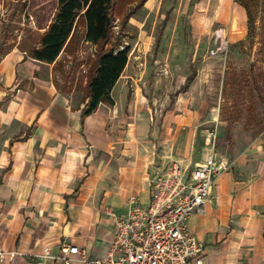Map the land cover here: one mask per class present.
<instances>
[{
	"label": "crops",
	"instance_id": "crops-1",
	"mask_svg": "<svg viewBox=\"0 0 264 264\" xmlns=\"http://www.w3.org/2000/svg\"><path fill=\"white\" fill-rule=\"evenodd\" d=\"M137 35L139 50L154 45L149 32ZM27 51L15 47L0 59V264H61L45 248L59 254L62 241L89 258L105 256L113 240L110 212L125 215L132 197L146 208L152 175L171 160L187 178L207 155L204 134L199 142L177 107L146 102L133 86L136 60H127L111 101L82 117L84 92L60 89L56 61ZM252 163L240 158L238 179L229 170L217 178L188 218L204 244L202 264H264V160Z\"/></svg>",
	"mask_w": 264,
	"mask_h": 264
},
{
	"label": "rangeland",
	"instance_id": "rangeland-1",
	"mask_svg": "<svg viewBox=\"0 0 264 264\" xmlns=\"http://www.w3.org/2000/svg\"><path fill=\"white\" fill-rule=\"evenodd\" d=\"M241 1L248 5L249 27ZM53 4L0 0V59L12 48L27 51L37 43L36 20ZM113 11L111 41L128 46V59L137 62L133 86L146 102L177 107L193 121L199 142L204 130L215 126L216 150L230 159L232 178L238 179L240 158L259 165L264 160V0H115ZM140 30L154 35V45L145 50L136 47ZM96 48L81 42L60 54L52 73L60 89L85 92ZM192 69L196 75L182 91ZM126 85L131 92L132 83Z\"/></svg>",
	"mask_w": 264,
	"mask_h": 264
},
{
	"label": "built area",
	"instance_id": "built-area-1",
	"mask_svg": "<svg viewBox=\"0 0 264 264\" xmlns=\"http://www.w3.org/2000/svg\"><path fill=\"white\" fill-rule=\"evenodd\" d=\"M206 157L186 178L180 163L171 160L151 177L150 203L142 208L130 199L125 215L110 212L114 219L113 240L105 256L89 258L86 250L62 241L59 254L45 248V256L70 264H202L204 244L188 228L190 215L202 208L217 178L226 173L230 159L217 152L215 126L204 130ZM2 257V252H0Z\"/></svg>",
	"mask_w": 264,
	"mask_h": 264
},
{
	"label": "trees",
	"instance_id": "trees-1",
	"mask_svg": "<svg viewBox=\"0 0 264 264\" xmlns=\"http://www.w3.org/2000/svg\"><path fill=\"white\" fill-rule=\"evenodd\" d=\"M39 5L53 1L51 10L36 20L41 29L37 43L27 52L34 58L46 62H58L62 52L70 46L88 42L96 46L94 59L87 68L84 97L87 102L82 117L96 109L102 100L111 101L110 91L126 66L128 46L112 40L116 16L115 0H36ZM248 12V27L252 20L248 5L241 1ZM45 7V6H44ZM127 15L122 25L126 23ZM196 75L192 69L185 79L183 89L188 88Z\"/></svg>",
	"mask_w": 264,
	"mask_h": 264
}]
</instances>
